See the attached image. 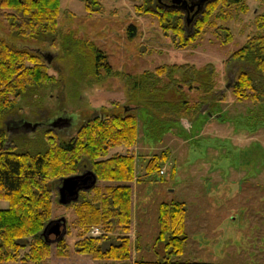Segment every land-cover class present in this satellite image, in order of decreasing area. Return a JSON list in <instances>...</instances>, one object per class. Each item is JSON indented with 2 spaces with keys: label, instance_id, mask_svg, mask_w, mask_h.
<instances>
[{
  "label": "trees",
  "instance_id": "obj_1",
  "mask_svg": "<svg viewBox=\"0 0 264 264\" xmlns=\"http://www.w3.org/2000/svg\"><path fill=\"white\" fill-rule=\"evenodd\" d=\"M83 1L88 11L103 9L100 0ZM136 8L157 15L159 26L174 35L176 41L179 39L175 42L179 48L203 36L209 27L225 29V41L232 40L230 28L222 26L220 20L249 10L247 0H208L193 19L190 32L183 8L166 6L162 0H143ZM60 9L61 0H0V20L4 21L0 24L6 29L5 34L0 32V202H9L6 208L0 205V261L18 259L21 249L26 247L23 259L40 263L50 256L52 245L41 231L52 217L54 198L58 195L55 186L63 177L89 168L97 174L98 181L117 183L96 184L81 191L77 202L68 204L75 208L73 227L80 252L106 261L105 264H232L173 259L184 252L187 240V208L180 200L164 201L159 206L157 240L165 241L167 254L156 260L130 261L132 242L126 233L132 222L130 182L135 179L136 155L128 150L108 156L112 147L124 145L130 149L136 144L139 109L144 111L145 130L151 128L159 138L171 129L172 123L189 116L203 113L223 118L221 109L214 112L225 92L218 87L213 63L162 64L140 73L117 71L93 41L80 37L75 29H60ZM254 22L257 31L227 60L239 66L231 86V94L238 101L264 99V13H257ZM130 29L135 30V26ZM17 42L25 43L18 46ZM30 43L54 47L56 58L61 60L72 56L76 63H82L81 71H87L86 75L97 79L119 76L127 101L134 106L103 107L98 114L83 120L69 139L61 138L45 124L37 127L45 130L32 150L17 151L5 146L7 121L20 112L22 101L40 97L48 86L64 85L63 77L49 73L48 60ZM86 48L92 51L84 53L82 49ZM168 156L169 150L154 154L147 163L148 171L159 172ZM93 226H101L105 232L86 236ZM116 231L120 233L115 235L116 242L104 247ZM68 233L72 234L70 227ZM66 243L65 238L56 242L58 255H68Z\"/></svg>",
  "mask_w": 264,
  "mask_h": 264
},
{
  "label": "rangeland",
  "instance_id": "obj_2",
  "mask_svg": "<svg viewBox=\"0 0 264 264\" xmlns=\"http://www.w3.org/2000/svg\"><path fill=\"white\" fill-rule=\"evenodd\" d=\"M100 2L102 10L88 11L83 0H61L60 29H75L80 37L93 41L117 71L140 73L162 64L190 62L202 66L212 62L218 74V87L225 92L224 100L214 110L221 109L223 118L203 113L189 116L172 123L171 129L161 133L160 138L151 128L145 130L144 111L139 109L136 144L130 149L121 145L109 150L108 156L128 150L136 155L135 179L130 182L132 222L126 233L132 242L130 261L156 260L167 254L165 241L157 240L159 206L164 201L180 200L187 208V240L184 252L173 259L264 264V99L236 100L231 86L239 66L235 62L227 63L233 51L257 31L254 20L257 13H264V0H247L246 13L238 12L232 18L220 20L222 26L230 28L232 40L225 41V29L209 27L203 36L184 48L175 43L179 39L176 41L174 35L159 26L157 15L137 10L136 6L143 0ZM192 22L193 19L189 23L186 20L190 32ZM0 25L1 34H5L4 25ZM24 43L17 42V45ZM29 46L51 55L48 71L62 76L64 85L48 86L40 97L22 101L20 112L7 121L14 126L5 133V146L17 151L32 150L39 144L38 136L48 127H53L61 138L69 139L83 120L98 114L103 107L130 104L119 76L97 79L92 74L86 75L85 70L82 72V63H76L72 56L64 60L56 58L57 49L48 44L30 43ZM82 50L92 51L91 48ZM20 119L40 121V127L49 119H54V123L44 129L25 130L15 127ZM164 150H169L167 161L159 172L150 173L147 163L154 154ZM111 183L117 181L97 182L101 186ZM59 185L55 186L56 190ZM0 205L6 208L9 202L2 200ZM62 216L67 218V228L72 230L70 234L67 229L63 237L68 255L57 254L58 241H55L51 243L50 256L40 263L22 258L28 251L26 247L21 249L18 259L0 261V264H105L106 261L80 252L73 227L75 208L60 204L56 195L51 219ZM104 232L101 226H93L86 236ZM118 233L104 247L116 242ZM55 237L50 235L51 239Z\"/></svg>",
  "mask_w": 264,
  "mask_h": 264
},
{
  "label": "water",
  "instance_id": "obj_3",
  "mask_svg": "<svg viewBox=\"0 0 264 264\" xmlns=\"http://www.w3.org/2000/svg\"><path fill=\"white\" fill-rule=\"evenodd\" d=\"M174 4L172 7H179V8H188L185 11V17L187 23H189L192 19L195 18L197 14H199L205 3L208 0H197V1H189V0H172ZM179 3L180 5L176 4ZM196 6L193 13L190 10H193ZM191 15V16H190ZM43 56L51 62V55L43 54ZM40 121L31 122L26 119H20L15 123V127H21L25 130H35L39 126ZM54 123V119H49L45 122V124H52ZM14 126V124L12 125ZM10 124H7V130L12 127ZM51 126V125H50ZM98 182V176L92 169H86L82 172L69 175L63 177L61 179V183L58 186V202L63 205H68L72 202H77L80 198L81 191H88L92 189ZM67 218L65 216L59 218H53L47 222L44 226L41 234L45 237L48 243H52L55 241L61 240L66 232H67ZM54 234L56 237L54 239L50 238V235Z\"/></svg>",
  "mask_w": 264,
  "mask_h": 264
},
{
  "label": "flooded vegetation",
  "instance_id": "obj_4",
  "mask_svg": "<svg viewBox=\"0 0 264 264\" xmlns=\"http://www.w3.org/2000/svg\"><path fill=\"white\" fill-rule=\"evenodd\" d=\"M180 1H182V0H180ZM189 1H197V0H189ZM162 2H163L166 6L174 4L172 0H162ZM176 4L180 5L178 2H177ZM195 8H196V6L194 7L193 10H190V12L193 13L194 10H195ZM187 10H188V8H185V9H184V11H187Z\"/></svg>",
  "mask_w": 264,
  "mask_h": 264
},
{
  "label": "built area",
  "instance_id": "obj_5",
  "mask_svg": "<svg viewBox=\"0 0 264 264\" xmlns=\"http://www.w3.org/2000/svg\"><path fill=\"white\" fill-rule=\"evenodd\" d=\"M94 232H98V228H94Z\"/></svg>",
  "mask_w": 264,
  "mask_h": 264
}]
</instances>
